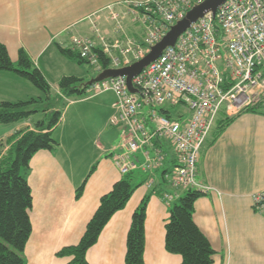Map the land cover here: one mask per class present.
Wrapping results in <instances>:
<instances>
[{
  "label": "crops",
  "instance_id": "0c3cea01",
  "mask_svg": "<svg viewBox=\"0 0 264 264\" xmlns=\"http://www.w3.org/2000/svg\"><path fill=\"white\" fill-rule=\"evenodd\" d=\"M143 1L0 0V43L13 63L23 51L58 93V83L73 63L61 55L59 47L71 48L72 38H88L98 47L100 39L112 42L123 35L142 41L145 32L133 21L127 5ZM111 13L118 16L119 30ZM31 86L14 73L0 72V102L39 98ZM107 94L93 98L103 113L97 141L92 144L94 155H86L84 144L75 140L82 139L76 131L81 114H73L67 123L62 112L52 132L57 147L37 153L30 162L27 181L33 198L32 232L23 252L25 264H67L68 259L59 257L58 252L78 244L100 198L124 178L113 162L122 151L118 146L120 130L112 124L115 97ZM44 116L40 113L19 123L0 125V142L18 131L34 130ZM65 126L68 131H63ZM211 140L209 136L196 165L195 182L202 188L196 191L202 197L194 205L193 221L214 252L212 264H264V218L252 209V197L264 192V116L244 113L214 143L210 144ZM159 145L154 144V149L160 147L163 160L155 169H144L143 155L136 154L137 169L129 175L139 177L141 185L135 186L125 208L112 216L87 251L88 264H125L131 218L147 196L144 264H181L180 256L165 250V225L173 202L190 189L175 188L165 181L176 159L167 142ZM6 150L7 146L3 152ZM148 151L153 158V149ZM90 171L77 200L76 190Z\"/></svg>",
  "mask_w": 264,
  "mask_h": 264
},
{
  "label": "built area",
  "instance_id": "2783aa9c",
  "mask_svg": "<svg viewBox=\"0 0 264 264\" xmlns=\"http://www.w3.org/2000/svg\"><path fill=\"white\" fill-rule=\"evenodd\" d=\"M204 0H145L127 5L133 21L145 32L142 41L122 36L114 41L100 39L98 47L88 38H72L71 49L102 72L99 55L109 68L118 70L141 60L186 13ZM117 30L118 16L111 13ZM131 94L125 78L105 79L88 89L92 97L113 93L112 124L120 130L122 153L113 162L125 177L137 169L136 154L144 157L142 167L155 169L163 160L161 142H167L176 164L165 181L175 188L202 189L195 182L201 150L218 118H235L246 110L264 116V2L227 0L208 12L178 37L174 46L132 79ZM181 107L190 114L172 113ZM178 118H168L161 110ZM168 113V114H169ZM154 144H158L154 149ZM148 148L155 156H149ZM149 186V185H148ZM170 200L169 196H164ZM253 211L264 218V192L252 197Z\"/></svg>",
  "mask_w": 264,
  "mask_h": 264
},
{
  "label": "trees",
  "instance_id": "16d2710c",
  "mask_svg": "<svg viewBox=\"0 0 264 264\" xmlns=\"http://www.w3.org/2000/svg\"><path fill=\"white\" fill-rule=\"evenodd\" d=\"M59 52L76 65H88L80 58L79 53L71 48L59 47ZM99 64L102 70L110 67L107 58L101 54ZM0 72L16 74L42 94L37 99L27 101L0 102V125L19 123L40 113L45 115L43 120L35 123L34 130L18 131L4 142H0V264H25L23 252L32 232L30 211L33 198L27 181L30 162L37 153L50 152L57 147L52 132L62 117L61 109L68 100H82L88 97L90 86L83 79L63 77L58 83V93H54L43 74L23 51L18 53V60L13 63L6 47L1 43ZM160 112L168 118H178V115L170 114L164 109ZM244 113L254 114L255 111L250 109ZM237 118H218L209 135L212 137L210 144ZM5 146L7 150L3 152ZM92 171L77 188V200L81 198ZM131 181L132 177L127 175L116 182L111 190L100 198L98 207L87 222L78 244L58 252L59 257L68 259L67 264H88L87 251L97 242L112 216L125 208L138 187H133ZM149 197L144 198L132 215L126 237L125 264H144V223ZM200 197V192L189 190L175 200L169 210L164 247L169 254L180 256L181 264H212L214 252L193 221L194 205Z\"/></svg>",
  "mask_w": 264,
  "mask_h": 264
},
{
  "label": "rangeland",
  "instance_id": "374dc122",
  "mask_svg": "<svg viewBox=\"0 0 264 264\" xmlns=\"http://www.w3.org/2000/svg\"><path fill=\"white\" fill-rule=\"evenodd\" d=\"M71 66L72 67L69 69V72L67 71V73L65 72L64 74L66 75V77H71V76L81 77L84 80V82L89 83L92 79H94L98 75V73L95 70H93L89 65H86V64L76 65L75 63H72ZM50 80H51V75H50ZM31 88L33 87L31 86ZM36 92L40 97L42 96V94L38 90ZM112 94L109 93L105 96L114 98L115 95L114 94L112 95ZM90 96L91 95H88L86 99H82V100H75V99L68 100L67 102H65V106L62 108L63 117L65 116V120L67 123H68V120L70 119V116H72L73 114L75 113L81 114L80 120L78 122V125L80 127H78L76 131L78 135L81 136L82 139H79V137H77L75 140L77 144H79L80 142L84 144L83 152L86 155L88 154L91 155V153L94 155L96 153L92 144L97 141L96 135L100 131L101 119L103 116V113L101 112L102 109H99L97 106H95V104H97V101L93 102V98L97 96H99L97 98H102L104 96L97 95L91 98ZM114 99L116 101V97ZM77 103H83V104H77ZM171 111L174 114L179 113L181 115H184V117L186 118L190 116V114H188L189 113L188 111H187V114L185 115V110L181 107L173 108ZM66 128L68 131L69 127L67 126L64 127L63 131H65ZM80 149L82 148L80 147ZM136 178L137 177L135 176V178L132 179L131 181V185L133 187L138 186L140 184V178L139 177L137 179Z\"/></svg>",
  "mask_w": 264,
  "mask_h": 264
},
{
  "label": "water",
  "instance_id": "95a60500",
  "mask_svg": "<svg viewBox=\"0 0 264 264\" xmlns=\"http://www.w3.org/2000/svg\"><path fill=\"white\" fill-rule=\"evenodd\" d=\"M226 1L227 0H204V2L188 11L182 20L172 26L165 36L155 46L150 48V51L144 58L122 69L105 70L96 78L92 79L88 85L91 86L92 84L99 83L105 79L122 77L125 78L128 91L131 94H135L136 90L132 85V79L141 74L147 66L156 61L166 48L174 46L178 37L182 35L191 24L202 18L205 13L211 12L215 14L218 7Z\"/></svg>",
  "mask_w": 264,
  "mask_h": 264
},
{
  "label": "bare ground",
  "instance_id": "6f19581e",
  "mask_svg": "<svg viewBox=\"0 0 264 264\" xmlns=\"http://www.w3.org/2000/svg\"><path fill=\"white\" fill-rule=\"evenodd\" d=\"M147 54H148V53H147ZM145 56H146V55H145ZM145 56H144V57H145ZM144 57H143V58H144ZM105 58H107V57H105ZM107 60H108V58H107Z\"/></svg>",
  "mask_w": 264,
  "mask_h": 264
}]
</instances>
